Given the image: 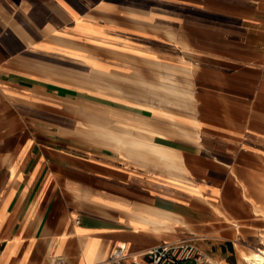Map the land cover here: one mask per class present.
Wrapping results in <instances>:
<instances>
[{
  "label": "crops",
  "instance_id": "1",
  "mask_svg": "<svg viewBox=\"0 0 264 264\" xmlns=\"http://www.w3.org/2000/svg\"><path fill=\"white\" fill-rule=\"evenodd\" d=\"M184 239L264 246V0H0V264Z\"/></svg>",
  "mask_w": 264,
  "mask_h": 264
},
{
  "label": "built area",
  "instance_id": "2",
  "mask_svg": "<svg viewBox=\"0 0 264 264\" xmlns=\"http://www.w3.org/2000/svg\"><path fill=\"white\" fill-rule=\"evenodd\" d=\"M146 254L149 264H211L207 252L194 239L156 245ZM124 255V247L119 246L114 250L112 260L119 261ZM53 264H64V261L58 258Z\"/></svg>",
  "mask_w": 264,
  "mask_h": 264
},
{
  "label": "bare ground",
  "instance_id": "3",
  "mask_svg": "<svg viewBox=\"0 0 264 264\" xmlns=\"http://www.w3.org/2000/svg\"><path fill=\"white\" fill-rule=\"evenodd\" d=\"M242 258L245 264H264V246L256 250L243 253Z\"/></svg>",
  "mask_w": 264,
  "mask_h": 264
},
{
  "label": "rangeland",
  "instance_id": "4",
  "mask_svg": "<svg viewBox=\"0 0 264 264\" xmlns=\"http://www.w3.org/2000/svg\"><path fill=\"white\" fill-rule=\"evenodd\" d=\"M240 264H245V262H244V259L242 258V260H241V263Z\"/></svg>",
  "mask_w": 264,
  "mask_h": 264
}]
</instances>
